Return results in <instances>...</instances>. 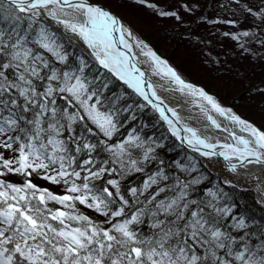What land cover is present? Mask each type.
Instances as JSON below:
<instances>
[{"label":"snow or ice","instance_id":"6c2138e0","mask_svg":"<svg viewBox=\"0 0 264 264\" xmlns=\"http://www.w3.org/2000/svg\"><path fill=\"white\" fill-rule=\"evenodd\" d=\"M41 16L78 36L101 69L147 99L144 73L134 75L139 69L118 47L131 51L132 33L101 6L88 0H0V149L4 150L0 151V264H264V228L248 230L245 219L233 216L231 207L219 208L211 201L201 207L199 200L189 198V183L179 177L171 189L160 186L171 179L163 169L150 174L142 189H130L131 196L137 197L138 192L142 196L156 186L143 201L126 199L117 179H107L102 187L93 183H103L106 173L117 172L110 164L121 171L126 166L143 171L139 164L154 159L155 149L147 147L142 160L133 159L131 150L145 144L134 130L126 139L108 143L119 131L121 98L110 99L109 80L100 72L91 74L86 58L70 59L55 33L40 23ZM114 33L120 34L118 39ZM135 43L157 71L198 94L246 134L230 131L234 143L219 144L222 151L201 155L222 156L230 162V170L237 167L232 158L241 165L264 164V130L222 107L203 90L185 84L146 44ZM207 118L221 128L211 116ZM74 125H83L92 137L106 139L93 143ZM171 130L181 138L178 129ZM183 130L191 135L181 139L193 150H198L197 145L209 150L218 146L193 128ZM98 148L110 153L111 159L98 163L92 155ZM7 151L14 153L12 158L5 157ZM9 174L24 179L11 182ZM33 174L53 184L63 183L65 194L39 188L32 182ZM167 191L174 194L158 199ZM208 195L216 197L215 192ZM49 202L61 208H50ZM77 203L105 219L97 223L80 213ZM145 223L147 232L138 227Z\"/></svg>","mask_w":264,"mask_h":264},{"label":"trees","instance_id":"16d2710c","mask_svg":"<svg viewBox=\"0 0 264 264\" xmlns=\"http://www.w3.org/2000/svg\"><path fill=\"white\" fill-rule=\"evenodd\" d=\"M98 1L107 5L104 1ZM108 6V5H107ZM122 17L132 28L138 39L144 40L147 44L153 47L160 55L164 56L169 63H171L180 75L195 84L203 86L208 92L221 103L232 107V109L242 115L243 117L253 121L259 128L264 130V85L263 84H243L235 77L228 79L222 83L217 80L216 69L207 70L201 66L200 63H190V57L185 52L181 51L176 45L165 43L156 34L153 27L141 24L130 17L122 14L112 6H108ZM40 23L46 25L49 30L55 33L58 43L62 44L70 59L75 62L78 57H84L89 63L91 74L100 72L106 76L110 83L111 93L110 99L120 97L118 107L120 111L117 119L121 122L119 131L114 134L109 144L120 142L127 138L129 132L141 137L145 142L144 148L133 149L132 158L142 160L143 151L147 147H152L155 151L151 154L154 159H149L147 162L139 164L143 169L141 172H136L125 167L123 171L118 165L110 164L108 167H116L117 172L109 176L107 173L101 180L93 181L97 186H107V179H117L120 182L122 193L130 202L137 197L143 201L146 196L155 191L156 186L148 189L144 195L137 194L133 197L130 194L131 188L142 189L144 181L150 174L155 173L159 169H163L165 174L170 175L169 181H161L160 186L167 185L169 189L175 183V178L179 177L181 181L189 183L187 192L190 199H197L201 202V207L211 201L219 208L231 207L232 215L237 218L243 217L249 225L248 230H260L264 228V211L263 207L257 201L256 194L251 190L240 189L233 184L227 183L224 178L217 172V168L212 166L209 159L204 160L197 154L187 151L178 141L169 133L164 124L158 119L154 111L146 104L140 97H138L131 89L124 83L114 78L106 70L101 69L95 60L91 57L89 50L84 45L82 40L77 36L68 35L57 23L52 20L40 17ZM164 43V44H163ZM176 48V49H175ZM63 103L62 101H58ZM74 111V109H73ZM89 127H93L91 124ZM77 132L83 131V125H74ZM95 130V129H94ZM83 134L93 143L99 140L106 139L102 135L92 137L91 134L83 131ZM159 145V146H157ZM0 151H4L0 149ZM97 152L99 155H97ZM92 155L96 157L97 162L104 159H111V154L107 151L97 149ZM6 158H12L14 153L11 151L4 152ZM86 158L81 156V159ZM187 169L181 171V167ZM221 169V168H220ZM79 170V169H77ZM85 173L82 172V176ZM7 179L14 183H21L23 176L11 175ZM32 182L39 188H46L57 195H64L66 192V185L63 183L53 184L47 180L40 178V175L33 174ZM198 183H191L192 181ZM78 184L80 181H76ZM110 187V186H109ZM110 190H112L110 188ZM114 191V190H113ZM215 192L216 197L213 198L208 195V192ZM173 191L162 193L159 198L165 195H173ZM50 208H61L59 204L49 202ZM76 209L93 219L97 223L103 221L105 217L95 212L93 209L76 204ZM211 211V209H206ZM147 220V217L145 218ZM230 222V221H229ZM144 231H148V224L140 225Z\"/></svg>","mask_w":264,"mask_h":264},{"label":"rangeland","instance_id":"374dc122","mask_svg":"<svg viewBox=\"0 0 264 264\" xmlns=\"http://www.w3.org/2000/svg\"><path fill=\"white\" fill-rule=\"evenodd\" d=\"M99 1L153 27L163 42L188 54L192 65L197 62L207 70L216 69L218 81L235 77L243 84L264 85V0Z\"/></svg>","mask_w":264,"mask_h":264},{"label":"bare ground","instance_id":"6f19581e","mask_svg":"<svg viewBox=\"0 0 264 264\" xmlns=\"http://www.w3.org/2000/svg\"><path fill=\"white\" fill-rule=\"evenodd\" d=\"M137 49L138 50L140 49L141 51L140 47H137ZM142 56L144 55L142 54L138 56V60L140 64L142 65L143 68L147 69L151 73L152 82L156 84V87L158 88L162 97L167 101L168 105L174 108L173 110L175 111L174 113L175 117L180 119L185 127H190L195 129L200 137L207 139L210 143L217 144L218 145L216 147L217 153L223 150L219 147V144L234 143V141L229 136L230 131H235L237 135H246L239 131L238 126L232 124L225 117H222L218 113L214 112L211 109V106L208 105L207 102L204 101L202 98H200L198 94H193L191 90L188 88L182 89L181 85L174 82L170 77L164 75L162 70L157 71L155 65L153 67L146 65L145 60L142 58ZM148 60L151 61L149 58ZM170 65L175 69V67L171 63ZM175 71L184 81H188L184 79L176 69ZM203 89L204 92L206 93L207 92L206 89L204 87ZM219 104L221 105V103ZM224 108L230 109L232 111L231 108L228 107H224ZM232 112L234 113V111ZM208 116H211L213 119H215L216 122L221 125V128L220 129L215 128L208 120L207 118ZM241 117L244 118L246 121L252 123L254 126L258 127L253 121L243 117L242 115ZM222 129H228V131H224ZM189 135L191 134L189 133ZM196 147L198 150H195V152L189 150L186 147L184 148L191 153L197 154L198 156L202 157L204 160L209 159L212 162V166H215L217 168V172H219L221 168L220 167L221 161L219 159H222L223 157L219 155L203 157L200 154L208 151V149H205L199 145ZM224 162L226 163L225 160ZM262 167L263 165L261 164H248L246 165V167L236 168L234 171H236L239 174L246 173L247 175H252V174H256L258 170L262 169ZM260 181H261L260 188L264 194V179H260Z\"/></svg>","mask_w":264,"mask_h":264},{"label":"water","instance_id":"95a60500","mask_svg":"<svg viewBox=\"0 0 264 264\" xmlns=\"http://www.w3.org/2000/svg\"><path fill=\"white\" fill-rule=\"evenodd\" d=\"M89 3H92V4H95V5H98V6H101L104 10L108 11L110 14H112L114 17H116L120 23L125 27L127 28L131 33V29L129 27V25L121 18L119 17V15L117 13H115L114 11L110 10L107 6L101 4V3H97V2H92L90 0H88ZM70 11V10H69ZM114 35L117 37V39L119 38V33H114ZM132 37L134 39H129V43L132 44V49L131 51L125 49L122 45H119L118 44V47L120 48L121 51H124L127 56L129 57V59L131 60V62L133 64L136 65V67L139 69V72L137 73H134V75H139L140 72L144 73L143 77H142V80H143V84H142V87H143V90L145 92V94L147 95V99H145L143 96H140L139 94H137L135 92V90H133L132 88V91H134L142 100H144L153 110L154 112L156 113V115L158 116V118L164 123V125L166 126V128L168 129V131L173 135V132H172V127L174 126L176 129L179 130V136L181 138H183L184 136H190L189 133H185L184 132V124L183 122L176 118L174 113L175 111L173 110L174 108L170 107L167 103V101L162 97L161 93L159 92L158 88L156 87V84L154 82H152V79H151V73L142 67V65L140 64L139 60H138V56L141 54L138 50H137V46H136V43H135V36L134 34L132 33ZM126 39H128L127 35L125 36ZM154 52V51H153ZM162 61H164L168 67L172 68L174 71L175 69L166 61L164 60L160 55H158L156 52H154ZM176 72V71H175ZM178 75V74H177ZM179 76V75H178ZM180 77V76H179ZM181 78V77H180ZM182 79V78H181ZM183 80V79H182ZM184 81V80H183ZM186 84H190L198 89H201L204 91L203 88L199 87V86H196L194 85L193 83L191 82H188V81H184ZM153 92L155 93V95H153ZM207 95H210L208 92H206ZM211 96V95H210ZM157 109H160L163 111V114L165 117H167V119H163L161 117V112L158 111ZM240 116V115H239ZM241 117V116H240ZM242 118V117H241ZM244 119V118H242ZM245 120V119H244ZM169 121L171 122V124L169 123ZM177 141L182 144L184 147L188 148L189 150L195 152V150H193V148L187 144L186 141L182 140L181 138H178L176 135H173ZM202 138V137H201ZM204 139V138H202ZM207 140V139H206ZM208 141V140H207ZM209 142V141H208ZM198 146V145H197ZM208 151H216V148L215 149H212V150H209ZM197 152V151H196ZM199 154V153H198ZM201 155V154H200ZM203 157H205L204 155H201ZM214 156V155H213ZM221 161V163L227 167H229V161H226L224 158L222 159H219ZM224 160L226 161V163L224 162ZM231 163L233 164H236L237 167L236 168H242V167H246V165H248L249 163L245 162L243 165H241L237 160L236 158H232L231 160ZM255 164V163H253ZM263 165L264 167V164H261ZM230 168V167H229Z\"/></svg>","mask_w":264,"mask_h":264}]
</instances>
